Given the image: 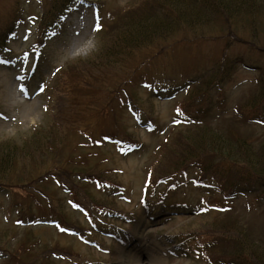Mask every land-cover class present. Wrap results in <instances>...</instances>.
I'll list each match as a JSON object with an SVG mask.
<instances>
[{"label":"rangeland","instance_id":"obj_1","mask_svg":"<svg viewBox=\"0 0 264 264\" xmlns=\"http://www.w3.org/2000/svg\"><path fill=\"white\" fill-rule=\"evenodd\" d=\"M140 4L149 6L150 2L79 0L56 24L53 33H46L43 16L49 0H0L1 29L13 25L8 52L0 58V145L20 146L33 133L56 126L59 120L77 119L78 130L73 134L65 131L67 125L59 132L46 133L59 136L57 140L68 137L66 142L77 159L84 157L90 166L105 169L116 184V187L88 186L89 196L97 204H88L84 197L68 194L52 180L44 184V194L29 199L0 190V234H7L4 248L9 253L24 247V252L31 249L29 253L33 255L44 251L45 260L52 264L72 261L120 264V259L127 255L138 256L140 264L148 259H154L151 264H237L224 257L231 253L233 243L222 237L206 236L200 226L220 218L233 220L251 237H264L263 205L254 196H247L233 200L229 213L207 207L221 206L226 200L215 188L202 186L203 182L196 179L195 166L188 168V174L182 171L185 176L173 175L171 179H153L149 183L153 172L168 164V155L161 158L162 140L191 124L177 115L187 88L193 87L190 81L198 82L206 75L212 95L221 101L213 113L225 121L231 117V109L249 91H254L260 72L234 61L240 59L246 66L264 67V53L253 48L258 41L260 47L264 46V32L251 35L248 28L251 19L253 25L260 27L264 17L257 14L255 20L251 16L246 21V13L237 26L238 41L227 49L223 37L226 29L221 22L203 25L199 21L195 28H176L166 39L146 48L143 54L154 56V61L146 67L142 65L134 70L139 64V51L123 60V69L131 71L130 82L124 88L126 94L112 86L116 77V73L108 71L112 67L104 69L103 76L90 89H84L80 77L76 78V84L68 82L64 77H69L75 63L96 53L106 39L105 31L121 12ZM156 9L161 10L158 7L153 12ZM74 18L78 21L75 28ZM97 27L99 30H94ZM181 39L189 41V46L179 43ZM221 60L219 75H211L214 65ZM106 72L109 76L104 83ZM155 81L171 85V91H161L163 88L156 84L147 86ZM178 86L181 87L176 89ZM130 95L146 115L150 112L147 118L153 119L155 129L147 126L146 116L142 115L138 121L126 108V97ZM255 128L264 134V119ZM125 130L141 143L137 149L128 151L100 139L101 135L120 136ZM76 142L84 143V147L76 150L73 147ZM207 185L214 186L211 182ZM52 212L56 214L53 220L49 215ZM19 217H23L21 222ZM26 219L33 224H27ZM65 226L78 230L69 232ZM133 238L134 245L141 243L140 248L126 246ZM60 249L76 258L70 256L72 260L66 257L64 260L51 254L47 258L52 250ZM29 253L27 258L32 257ZM10 256L5 260L0 256V264H14Z\"/></svg>","mask_w":264,"mask_h":264},{"label":"trees","instance_id":"obj_2","mask_svg":"<svg viewBox=\"0 0 264 264\" xmlns=\"http://www.w3.org/2000/svg\"><path fill=\"white\" fill-rule=\"evenodd\" d=\"M74 1L49 0L48 8L43 16L45 18L43 27L48 25L55 27L58 22H61L64 12ZM148 1L149 6L145 3L123 10L112 26L105 31L106 39L96 53L85 61L75 63L69 71V77L64 78L76 84V78L80 77L83 80L84 89L87 90L99 81L104 69L112 67L108 70L116 73L112 86L119 87L118 92L126 94L124 88L130 82L131 71L123 69V60L139 51V64L134 70L137 71L142 65L146 67L154 61L152 54H143L146 48L166 39V35L176 28H195L194 24L199 21L203 25L221 22L226 29V35L223 37L227 49L234 41H238L237 26L240 25L246 13V21L251 16L255 20L257 14L264 17V0H247L248 3H244L245 0ZM158 7L161 10L156 9L153 12V9ZM249 23L248 28L251 35L264 32V24L260 27L255 26L252 19ZM12 26L3 30L0 25V56L7 49L9 37L13 32ZM180 42H183L184 46H189L190 43L183 39ZM253 48L264 53V46L260 47L259 41ZM221 58H224V52ZM221 62L222 60L214 65L216 71L212 74H218ZM235 64H243V62L238 59L235 60ZM246 67L259 71L260 77L256 81L254 91L234 107L228 121L208 120V117L212 116V111H215L218 106L217 104L221 102L220 99L214 97V94L212 95L213 89L210 87L211 83L207 80L208 78L203 76L198 82H189L193 87H189L188 94L182 101L185 106H183L184 103L179 105L178 117L192 123L183 130L176 131L174 135L167 134L162 140L161 158L164 159L168 155V164L160 167L159 171L153 172L149 183L154 182L153 179L161 181L164 177L184 175L182 171L188 172V168L195 166L198 179L203 183H213L216 190L220 188L219 192L224 195L223 200L231 202L236 196H256V201L264 207V134L260 135L254 127L264 113V67ZM107 76L109 74L106 72L104 83ZM115 83H118L117 86ZM126 99L127 107L132 108L137 118L141 115L147 118V115H150V112L146 115L135 104L136 99H133L131 95ZM55 115L53 118L56 117ZM147 120L154 123L151 118ZM59 121L55 122L56 126H48L47 131L41 129L33 133L20 146L13 143L0 145V189L13 193L16 198L23 195V198L29 199L34 195L44 194L42 190L44 184L52 180L66 189L68 194H77L84 197L88 204H92L96 201L89 196L90 193L87 191L89 185L107 184L116 187L109 176L111 173L106 172L105 169L90 166L88 159L83 160L84 157L79 159L75 157L71 152L73 148L66 142L68 137L65 136L63 140L61 136L57 140L59 136L46 133L61 130L66 125L65 131L68 130L69 134L78 130L77 119L69 122L61 121L63 124ZM100 139H111L124 148L141 145L133 140L126 130L122 131L120 136L101 135ZM73 147L79 150L84 147V143L76 142ZM64 150H66L65 154H63ZM76 185L78 187L74 189ZM46 200L49 204V199ZM49 215L52 220L56 217L53 212ZM22 218L19 217L18 220L21 222ZM26 220L27 224H33L32 220ZM221 220L220 218L219 221L212 220L204 223L200 226V230L206 236L222 237L225 241L233 243V249L229 255H224V257L228 256L225 259L235 261L237 264H264V237L253 238L242 229L239 223L233 220ZM65 227L71 229L68 226ZM6 240H8L7 234H0L2 260L8 259L10 254L14 264H52L51 261L45 260L44 251L33 255L29 253L31 249L24 252L23 250L26 249L24 247L9 253L8 249L4 248ZM28 253L32 255L31 258H27ZM50 254L72 260L70 257L72 255L65 254L61 249L52 250L47 258Z\"/></svg>","mask_w":264,"mask_h":264},{"label":"bare ground","instance_id":"obj_3","mask_svg":"<svg viewBox=\"0 0 264 264\" xmlns=\"http://www.w3.org/2000/svg\"><path fill=\"white\" fill-rule=\"evenodd\" d=\"M132 240L134 242H136V240L134 238L133 239H130L128 242H126V246H129L132 249L140 248L141 247V243H138V244L135 243V245H134V243L132 242ZM157 249H161V248H157ZM149 255L150 254H148V256ZM139 260H140V258L138 256H129V255H127L124 258H121L119 262H120V264H127V262L134 261L135 264H140L141 261H139ZM148 262L147 263H144V264H151L152 262H154V259L152 261L148 259Z\"/></svg>","mask_w":264,"mask_h":264},{"label":"snow or ice","instance_id":"obj_4","mask_svg":"<svg viewBox=\"0 0 264 264\" xmlns=\"http://www.w3.org/2000/svg\"><path fill=\"white\" fill-rule=\"evenodd\" d=\"M94 30L98 31V30H99V28L97 27V28H95Z\"/></svg>","mask_w":264,"mask_h":264}]
</instances>
